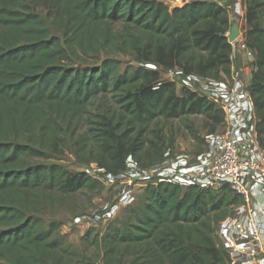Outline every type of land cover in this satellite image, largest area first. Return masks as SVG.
Here are the masks:
<instances>
[{
    "label": "trees",
    "instance_id": "16d2710c",
    "mask_svg": "<svg viewBox=\"0 0 264 264\" xmlns=\"http://www.w3.org/2000/svg\"><path fill=\"white\" fill-rule=\"evenodd\" d=\"M27 1L0 0V264H227L214 225L240 199L226 185H147L103 234L88 231L79 249L61 234L62 223L43 213L59 199H92L105 187L91 172L49 162L68 148L85 168L117 177L128 159L150 169L171 151L174 137L167 145L160 131L148 137L157 120L202 117L208 135L219 130L216 105L186 89L178 93L162 75L228 77V9L206 0ZM178 1L171 10L168 3ZM28 5L49 12L59 37ZM243 12L242 33L257 66L248 91L264 144V0H243ZM119 57L128 59L124 68ZM71 60L80 66H65ZM107 97V112L90 113ZM186 128L204 145L198 130Z\"/></svg>",
    "mask_w": 264,
    "mask_h": 264
},
{
    "label": "built area",
    "instance_id": "2783aa9c",
    "mask_svg": "<svg viewBox=\"0 0 264 264\" xmlns=\"http://www.w3.org/2000/svg\"><path fill=\"white\" fill-rule=\"evenodd\" d=\"M212 1L221 4L225 0ZM230 45L232 65L228 77L222 75L215 81L169 73L174 77L172 82H180L182 89L222 111L221 130L205 138L202 152L195 156L166 152L161 163L150 169H141L128 159L126 172L117 177L98 175V170L91 174L105 185L123 186L118 198V205L123 208L134 202L131 189L136 186L166 183L209 191L229 186L240 203L215 229L227 264H264V144L257 135L258 119L248 91L257 71L256 54L247 45L241 29ZM237 58L243 62L240 68L235 65Z\"/></svg>",
    "mask_w": 264,
    "mask_h": 264
},
{
    "label": "rangeland",
    "instance_id": "374dc122",
    "mask_svg": "<svg viewBox=\"0 0 264 264\" xmlns=\"http://www.w3.org/2000/svg\"><path fill=\"white\" fill-rule=\"evenodd\" d=\"M212 1V0H206ZM27 3L28 1L25 0ZM238 3V4H237ZM177 7L181 6V2H175ZM226 9H228L230 22H236L239 29L242 31L243 25V15L240 12H243V0H225L221 3ZM169 5V3H168ZM238 5V6H237ZM170 7V6H169ZM29 11L40 18L47 27L51 30L52 37H59V34L54 31L51 26V18L49 12L42 7H32L28 5ZM241 9V11H240ZM121 61L122 68L125 67L128 62L127 58H118ZM103 59L99 61L90 60L89 65H100ZM236 67H241L243 62L238 58L235 60ZM65 66H68L72 69H77L80 64L71 60L67 62ZM163 79L171 81L174 77H171L169 73H163ZM180 82L176 84V89L178 93H181ZM111 107V102L109 98H100L95 101L92 106L89 108L90 113L98 112H107ZM83 122V121H82ZM187 126H192L194 129L198 130L199 136L205 140L206 137L210 136L207 134V130L204 127V118L202 117H190L185 120H174L165 122L162 120H157L150 125L148 137L154 139L153 131L159 132V136H163L165 144L167 145L170 140L174 137V144L170 151L171 155H198L203 150V145H200L198 142L193 140L189 136V130ZM85 127L83 126L80 129V132L84 131ZM219 129L218 131H220ZM71 149V148H70ZM69 150V148H68ZM65 150V154L62 157H55L49 162L51 164L62 165L70 171L74 172H93L96 168L91 165L90 167H84L81 165L78 160L69 152ZM155 167V166H154ZM152 168V167H151ZM123 186L120 184L114 185H105L102 193L92 199H89L84 193H80L69 198H64L56 203L52 208L53 211L49 212L44 210L43 217L49 219L51 215L54 219H57L62 223L61 234L65 237L66 241L72 247L79 249L82 245V239L86 233L90 230L103 234L106 228L113 221L120 219L122 217L123 208L118 205V198L120 196V191ZM132 193L134 196V203L138 201L139 197L142 195L144 188H139L138 186L133 187ZM57 196H55L56 198ZM58 198V197H57ZM234 207H229L227 209V214H230L233 211ZM52 213V214H51ZM107 218V219H106ZM216 225H214V237L218 246H220L219 241L215 236ZM89 255L95 257L96 253L93 254V251L89 252ZM97 264H101L100 261Z\"/></svg>",
    "mask_w": 264,
    "mask_h": 264
},
{
    "label": "water",
    "instance_id": "95a60500",
    "mask_svg": "<svg viewBox=\"0 0 264 264\" xmlns=\"http://www.w3.org/2000/svg\"><path fill=\"white\" fill-rule=\"evenodd\" d=\"M170 9L174 10L177 8V5L174 2L169 3ZM239 37V27L236 22H232L230 25V29L227 35L228 42L231 44Z\"/></svg>",
    "mask_w": 264,
    "mask_h": 264
}]
</instances>
